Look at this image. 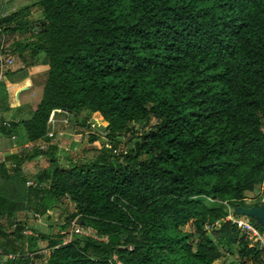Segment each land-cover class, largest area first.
Segmentation results:
<instances>
[{
  "label": "trees",
  "instance_id": "obj_1",
  "mask_svg": "<svg viewBox=\"0 0 264 264\" xmlns=\"http://www.w3.org/2000/svg\"><path fill=\"white\" fill-rule=\"evenodd\" d=\"M1 13L2 32H30L7 53L40 54L47 69L34 109L0 129L49 141L54 111L83 112L74 133L94 116L107 145L66 167L51 144L0 162L1 264L261 262L224 206L261 201L243 198L264 181V0H35ZM31 64L4 74L14 82ZM117 138L128 146L115 153ZM41 154L47 166L25 175L20 165ZM52 210L59 231L74 219L92 234L46 235L18 217Z\"/></svg>",
  "mask_w": 264,
  "mask_h": 264
},
{
  "label": "rangeland",
  "instance_id": "obj_2",
  "mask_svg": "<svg viewBox=\"0 0 264 264\" xmlns=\"http://www.w3.org/2000/svg\"><path fill=\"white\" fill-rule=\"evenodd\" d=\"M33 1L34 0H11V1L6 2L5 0H0V11L10 12L16 8L29 4ZM31 16L34 19L40 16V11L37 7H34V10H32L31 12ZM26 34H27L26 32H22V33H14V34H9V35L13 40L15 38V40L17 39L19 41L21 39H20V36L18 35L25 36ZM13 35H15V37ZM25 55L26 54H24L23 57ZM12 57L13 55L11 56V59H12L11 68L13 67V65H15ZM43 77L45 78V74ZM40 80L41 78L39 77V82ZM41 87L42 85L40 86L37 94L33 98L30 96H27L26 100L23 102V104H25V108H29L30 110L29 113L23 112L22 113L23 116H22L19 113H14V111L10 109V111H7L6 113L2 112L3 117L1 118L3 120H10L9 118L11 116L20 117V118L27 117L30 114V112L34 109L38 101V98L40 97ZM54 112L55 113L51 117L47 131H50L52 133V136L50 138L53 140V143H55L56 145V147L54 148L55 151L53 152V154L55 156L57 164L66 167L69 164L68 161H71L72 158H74L75 160L78 159L79 161L83 159H89L102 146H105V147L107 146L105 144L106 139L103 137L102 131L99 129L100 124H101V121L99 118H96L94 116H92V118L90 119L88 118V122L90 124L89 130L92 131L93 133H97L96 134L97 139L92 142H89L88 135L90 131L86 132V129H85L80 133H74V129H76L75 132L79 129L78 121H80V118L82 117L83 112L78 114V116L71 115L69 112H65L64 110H56ZM17 126L15 128L16 132L18 134H24L23 127L20 124H18ZM0 137H3L2 133H0ZM74 138H76V140H73ZM117 140L119 142L118 146L114 147V149H111V151L118 153V151H120L122 148H123L122 150H126L128 146L127 142L125 141L126 138H117ZM42 145L44 146V144ZM47 145L48 144H46L45 146ZM45 146L44 148H42V150H45ZM74 146L76 147L75 150H73ZM63 147H68V150L67 151L64 150ZM47 162L48 161H47L46 155L42 154L41 157L30 161V165L27 166V168L24 169V171L22 172L25 175L31 176L34 170L39 169L38 167L42 165L43 167H46L48 164ZM6 167L12 168L9 163L6 164ZM28 181H30V183H33V180H28ZM263 196H264V181L260 183L259 185L255 186L251 191L245 192L243 202L245 204H250L252 202H256L259 199L261 200ZM63 207L67 211H71L73 208V205L70 202H65ZM237 216H240L247 221H251L254 224V226H256L257 229H259L260 231L261 230L264 231V227L260 224L257 218L250 217L247 215H242V214H237ZM18 217L24 220L26 228L35 227V229L39 233L50 235V234H55L58 232L60 233L69 232V226L63 231H59L58 225L61 223L63 214H60L56 210L49 211L47 215H44L41 217H35V218H33L32 214L29 212H21V213L19 212ZM76 229L77 230L75 232L77 233L92 234L91 229H83L78 226H76ZM181 229L186 230V231H192L193 227L188 222L184 226H182ZM24 233L25 235L28 234L27 231H24ZM35 247H37V249L38 248L41 249L40 252L43 253L45 250V241L37 239L35 243ZM219 248L221 251H225V247L223 245H220ZM234 258H235L234 254L225 253L218 260H216L213 264H219L222 261L224 263H227L229 261H233Z\"/></svg>",
  "mask_w": 264,
  "mask_h": 264
},
{
  "label": "crops",
  "instance_id": "obj_3",
  "mask_svg": "<svg viewBox=\"0 0 264 264\" xmlns=\"http://www.w3.org/2000/svg\"><path fill=\"white\" fill-rule=\"evenodd\" d=\"M5 1L7 2V1H11V0H5ZM31 3H29V4H31ZM16 9H18V8H16ZM16 9H14V10H16ZM32 10H34V7L31 9V12H32ZM31 12L29 15V19L33 20L34 18H32ZM6 13H9V12H2L1 14H6ZM26 33L27 34L25 36L18 35V36H20V39H21L19 41H26L29 39L30 32L26 31ZM13 36L15 37V35H13ZM9 37H10V35H9ZM16 40H15V38H14V40L12 39V43H14V41L16 42ZM27 52H28L27 50H21V51L14 50L10 55V57L13 55L12 58H13L15 65H13V67L9 71L15 70L16 67H21L23 65V62L25 63V62L29 61V62H32L33 64H31V66L26 67V76L19 79V80L12 82L5 76V74L2 77V79L0 81V87H1L0 88V117H3L2 112L6 113L7 111H10V109L13 110L14 113H19L21 115L23 112L29 113V111H30L29 108H25V104H23V102L26 100L27 96H30L33 98L37 94L40 86L43 83V79H44L43 76L45 74L47 66L39 62V59L41 58L40 54H36L35 56L31 57L28 55ZM24 54H26V55L23 57ZM39 77L41 78L40 82H39ZM2 89H3V91H2ZM38 100H39V98H38ZM9 119L11 121H16L17 119H20V117L11 116ZM16 126L13 128V130L11 131V133L9 135L6 134L3 129H0V133H2V135H3V137H0V159H1V157L4 159V162H5L4 165H6L7 163L11 164L12 162L9 161V155L16 153L20 150H22V152H24V153H27L32 147H37V148L42 150V148H44V146L46 144H48V145L51 144V145H53V147H56L55 143H53V140L50 137H48V138H50L49 141H46L43 139H39L36 141H27L25 138V133L24 134H18L16 132V130H15ZM47 132H49V131H47ZM74 135H76V134H74ZM73 140H76V138H74ZM42 144H44V146ZM47 146H45V149L47 148ZM75 149H76V147L74 146L73 150H75ZM41 156H42V154L39 155L38 157L34 158V159H37ZM34 159H32V160H34ZM32 160H30V161H32ZM30 161H24L20 165L21 171H24V169H26L27 166L30 165ZM42 167H43V165L38 167V168H42ZM37 170L38 169L34 170L33 174ZM28 180H31V179H28Z\"/></svg>",
  "mask_w": 264,
  "mask_h": 264
},
{
  "label": "built area",
  "instance_id": "obj_4",
  "mask_svg": "<svg viewBox=\"0 0 264 264\" xmlns=\"http://www.w3.org/2000/svg\"><path fill=\"white\" fill-rule=\"evenodd\" d=\"M12 39L9 37L8 33H4L0 29V81L4 76V73L7 70L11 69L12 66V59L10 57L11 54L7 53V51L11 48ZM52 117V116H51ZM51 120V118H50ZM49 120V122H50ZM11 120H1L0 124L5 128L11 127ZM48 137L52 136V133L49 131L46 133ZM64 150H68V147H63ZM1 162H4V159L1 157ZM11 167L14 166L13 163L10 164ZM26 184H32L30 181H26ZM226 215L224 220L228 221L230 224L234 225L237 229L243 232L246 237L249 239L250 243L255 245L256 250L260 252L261 262L259 264H264V231H260L259 229L254 226L251 221H247L240 216H237L232 207H229L225 204ZM207 227V226H206ZM74 230V231H73ZM76 229V222L74 219L69 221V233L75 232ZM77 233V232H76ZM81 234V233H79ZM89 234V233H87ZM66 239L69 240V235H67ZM0 254H3L2 249L0 247ZM9 258H14L17 256V253H7ZM1 264V263H0Z\"/></svg>",
  "mask_w": 264,
  "mask_h": 264
},
{
  "label": "water",
  "instance_id": "obj_5",
  "mask_svg": "<svg viewBox=\"0 0 264 264\" xmlns=\"http://www.w3.org/2000/svg\"><path fill=\"white\" fill-rule=\"evenodd\" d=\"M233 211L236 215L242 214L257 218L260 224L264 227V196L258 205H252L249 207L235 206Z\"/></svg>",
  "mask_w": 264,
  "mask_h": 264
},
{
  "label": "clouds",
  "instance_id": "obj_6",
  "mask_svg": "<svg viewBox=\"0 0 264 264\" xmlns=\"http://www.w3.org/2000/svg\"><path fill=\"white\" fill-rule=\"evenodd\" d=\"M44 216V215H43Z\"/></svg>",
  "mask_w": 264,
  "mask_h": 264
}]
</instances>
